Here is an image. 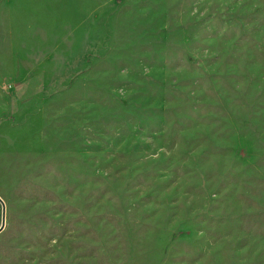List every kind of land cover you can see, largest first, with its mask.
I'll use <instances>...</instances> for the list:
<instances>
[{
  "label": "rangeland",
  "instance_id": "obj_1",
  "mask_svg": "<svg viewBox=\"0 0 264 264\" xmlns=\"http://www.w3.org/2000/svg\"><path fill=\"white\" fill-rule=\"evenodd\" d=\"M0 199V264H264V0H0Z\"/></svg>",
  "mask_w": 264,
  "mask_h": 264
},
{
  "label": "water",
  "instance_id": "obj_2",
  "mask_svg": "<svg viewBox=\"0 0 264 264\" xmlns=\"http://www.w3.org/2000/svg\"><path fill=\"white\" fill-rule=\"evenodd\" d=\"M0 203L2 205V224L0 226V233H1L5 228L6 210H5V204L1 199H0Z\"/></svg>",
  "mask_w": 264,
  "mask_h": 264
}]
</instances>
